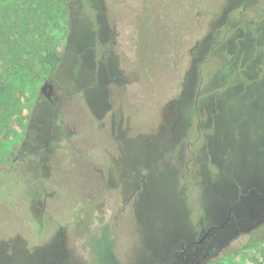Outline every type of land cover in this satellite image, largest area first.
<instances>
[{
	"label": "rangeland",
	"instance_id": "1",
	"mask_svg": "<svg viewBox=\"0 0 264 264\" xmlns=\"http://www.w3.org/2000/svg\"><path fill=\"white\" fill-rule=\"evenodd\" d=\"M54 1L0 59V264H95L103 222L124 264H264V0Z\"/></svg>",
	"mask_w": 264,
	"mask_h": 264
},
{
	"label": "trees",
	"instance_id": "2",
	"mask_svg": "<svg viewBox=\"0 0 264 264\" xmlns=\"http://www.w3.org/2000/svg\"><path fill=\"white\" fill-rule=\"evenodd\" d=\"M62 1L64 3V0ZM57 5L58 2L54 0H0V59H2L5 70L12 73L18 71L26 64L29 55L28 47H40V44H33L34 41H32L31 35L37 31L31 27L32 20L41 18L42 12L52 17ZM44 58L54 68L61 60V57L53 50L43 55ZM5 90V80L0 79V96ZM9 119L10 112L0 109V126ZM89 224L87 230L83 232L84 246L89 248L95 264H124L116 251L117 236L112 225L104 222L94 230L92 226L99 224ZM193 243L189 247L194 246ZM196 244L199 243L196 242Z\"/></svg>",
	"mask_w": 264,
	"mask_h": 264
},
{
	"label": "water",
	"instance_id": "3",
	"mask_svg": "<svg viewBox=\"0 0 264 264\" xmlns=\"http://www.w3.org/2000/svg\"><path fill=\"white\" fill-rule=\"evenodd\" d=\"M43 93L50 99V92H51V84L50 83H45L43 88H42ZM232 217V208L230 207L229 212H228V216L227 218L224 220V222L217 226L215 224H213L210 228H208L204 234L196 241L197 243H202L206 240V238L209 236L212 228H224L227 223L230 221ZM209 255V252H206L204 255L200 256L193 264H200L204 259H206Z\"/></svg>",
	"mask_w": 264,
	"mask_h": 264
},
{
	"label": "crops",
	"instance_id": "4",
	"mask_svg": "<svg viewBox=\"0 0 264 264\" xmlns=\"http://www.w3.org/2000/svg\"><path fill=\"white\" fill-rule=\"evenodd\" d=\"M138 174H139V172H138V167L136 168V172H135V174L134 175H131L132 176V180H130V178H129V175L130 174H127L126 175V179L124 180V182L123 183H121L120 185H117L118 187L120 186V187H123V188H125L126 190H129L130 188H132L133 190L132 191H134L136 188L135 187H133L134 186V184L137 182V179H138ZM111 182H113V181H109L108 182V185L111 183ZM139 182V181H138ZM113 183H115V182H113ZM104 223V222H103Z\"/></svg>",
	"mask_w": 264,
	"mask_h": 264
},
{
	"label": "flooded vegetation",
	"instance_id": "5",
	"mask_svg": "<svg viewBox=\"0 0 264 264\" xmlns=\"http://www.w3.org/2000/svg\"><path fill=\"white\" fill-rule=\"evenodd\" d=\"M228 224V223H227ZM212 229H215V228H212ZM193 244H196V242H194ZM206 252H209V255H208V257L210 256V254L212 253V250H207ZM205 252V253H206ZM182 256H184V253H183V255ZM207 257V258H208ZM205 260V259H204ZM185 264H187V262H185Z\"/></svg>",
	"mask_w": 264,
	"mask_h": 264
}]
</instances>
